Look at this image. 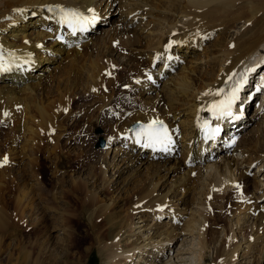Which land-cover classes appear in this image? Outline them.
<instances>
[{
  "label": "bare ground",
  "instance_id": "bare-ground-1",
  "mask_svg": "<svg viewBox=\"0 0 264 264\" xmlns=\"http://www.w3.org/2000/svg\"><path fill=\"white\" fill-rule=\"evenodd\" d=\"M119 1L125 10L123 22L132 24L135 29L128 35L122 33L114 37V32L106 31L104 24L111 22L108 14L116 0H0V122L11 125L4 133L1 147L4 151L0 150V162L5 156L8 161L0 166V254L6 253L8 259L18 251L25 260L29 251L25 247L27 244H4L5 237L12 241L34 238L35 246L32 247H36L41 255V251L50 247V237L46 235L51 229L61 228L69 241L76 214L97 229L92 235L97 244L106 248V259H115L121 264L138 258L139 246L132 244L118 248L115 245L120 233L130 225V216L155 209L177 219L180 210L175 206L174 198L184 193L182 205L190 204L194 195L190 198L189 195L194 194L204 169L214 171L206 183V201H203L206 206L210 207L216 199L226 206L233 199L232 186L246 191L251 187L253 192L259 188V182L250 184V180L242 178L244 174L246 176V168L236 169L237 178L229 157L221 164L211 163L212 152L204 153V150L206 145H212L215 154L227 153L236 137L238 140L232 150L247 156L244 161L247 167L257 159L264 163V88L254 98L258 100L262 96L252 115L257 123H252L245 132L239 130L246 122L245 115L241 121L239 118L237 108L242 102L237 93L231 106V110L235 109L232 115L224 119L216 115V105L228 97L233 87L239 84V91L243 87L244 96H249L253 90L250 88L252 78L260 71L258 68L253 72L257 67L255 63L261 59L256 57L264 53V0ZM56 6L89 17L92 13L87 10L94 9L98 23L87 26L85 31L77 28L73 34V28L60 22L61 13ZM34 15L38 17L28 32L30 26L27 24H31L28 19ZM22 22L24 25L20 26ZM239 22L245 27L237 36L231 35L228 39L230 29L236 28ZM94 33L100 35L93 37ZM142 34L143 39L140 38ZM211 37H216L213 44L195 57L203 41ZM114 41L118 42L116 48L112 46ZM169 44L171 47L165 51ZM101 48L106 49L104 53H100ZM126 49L134 58L144 59L139 62L129 57L128 65H119V69L118 62L109 54ZM50 65L54 66L52 72ZM148 76L161 85L154 100L148 98V102L146 98V101L138 102L135 95L125 98L135 86L139 97L152 92L153 85ZM129 79H136L138 83H128ZM255 80L254 88L264 87V72ZM254 99L245 105L246 110L252 107ZM261 104L263 108L259 110ZM105 109L109 115L101 122L105 124L101 135L107 137L106 148L113 154L112 161L105 163L106 160H102L107 157V151L103 150L102 159L93 164L100 151L78 145L73 153L71 148L72 144H79L84 121L87 129H96L101 110ZM155 120L163 122L171 137L168 151H162L161 145L143 147L142 130ZM134 123H139L141 128L129 131L128 127ZM215 125H220L227 138L225 142L223 136H216ZM138 138L141 139L139 144L136 143ZM154 158L157 160L153 161ZM45 160L52 168L50 182H44L41 178L44 176L38 173ZM207 161L209 163L204 166ZM137 164L140 169L127 180L122 179V185L118 181L121 188L112 187L106 174L108 168H116L119 179ZM144 167L145 174L141 171ZM82 169L84 172L78 173ZM164 186L167 191L162 194L159 189ZM41 194H46L47 198L37 196ZM122 201L127 205L125 214L120 206ZM59 202L67 205L63 206L66 211L59 212L56 205ZM247 202L240 201L232 208L234 224L246 223L256 213L251 221L254 231L249 233L246 242L247 251L253 245L251 239L253 242L260 239L259 258H264V208L253 207L250 215L246 208L250 202ZM165 204H168L167 209L163 210ZM74 206H79L80 210L71 209ZM210 215L214 217V225L221 222L217 216ZM195 221L191 218L181 230L190 234ZM211 225L204 229L199 248L202 251L207 248ZM177 229L178 225L173 224L170 230L159 231L158 235L164 236L159 245L172 241ZM230 237L233 239L231 230ZM40 239L42 241L37 243ZM238 247L239 244L227 249L221 241L213 264L234 261ZM150 254L154 253L149 251L147 256H152ZM0 264H4L2 259Z\"/></svg>",
  "mask_w": 264,
  "mask_h": 264
},
{
  "label": "rangeland",
  "instance_id": "rangeland-1",
  "mask_svg": "<svg viewBox=\"0 0 264 264\" xmlns=\"http://www.w3.org/2000/svg\"><path fill=\"white\" fill-rule=\"evenodd\" d=\"M122 4H123L122 1L116 0V3L113 4V7L109 10V14H108V21L110 20L111 22L109 24H104V28H106L105 29L106 31L109 30L111 33L114 32V37H115V35H118L117 37H119L122 33L123 34L126 33L128 35L129 32L133 33V31L135 29L132 26V24L127 25V23L123 22L122 17H123V12L125 10H124ZM102 7L104 8V6H102ZM37 17H38L37 15L29 17L28 22L30 20L31 24H27L28 26H30L28 28L29 29L28 32L31 31L32 23L37 19ZM130 18H133V17L130 16ZM96 23H98V21H96ZM19 25L20 26L24 25V23L23 22L19 23ZM244 27L245 26L242 25V22L237 23L236 28H233V29L231 28L229 33L227 34L228 39L231 38V35H233V37L237 36ZM119 31L120 32L122 31V32L120 34H118ZM93 35H92L93 37H97L100 34L94 33ZM144 35H145V33H144ZM124 36L125 35H123V37ZM142 37H143V34L140 36V38L143 39ZM215 38L216 37H214V38L211 37L210 38L211 40L206 38L205 41H203L202 48L200 47L197 50L198 56L196 55L195 57H199L203 53L204 49L209 47L208 45L211 46L213 44V42L215 41ZM107 39H108V37H107ZM48 41H51V39ZM117 44H118V42L114 41L112 43L113 48H116L118 46ZM105 50L106 49L101 48V50H99V51H101L100 53H104ZM109 56H111L110 57L111 59L116 60L118 62V63L117 62H115V63L118 64L117 66L119 69H121V67H120L121 65H123L124 67H126L128 65V58L129 57L134 58V56H132L131 51H129L128 49H126L125 51H122L121 53L116 52V53L109 54ZM258 57H260L261 59H260V62H256L257 64L255 63V65H257V67L255 68V70L253 72H255L258 68H260L259 69L260 71L258 70L259 72L256 73V76L254 78H252V86L250 88H253V90L252 91L249 90V92L251 91L252 93H254L256 95L257 94L260 95V93L262 92V91L255 92L256 90H254L255 89L254 87H255V81H256L255 79L258 76H260L261 72H264V53L261 56H257L256 58H258ZM134 59H136L137 61L140 62V61H143L144 58L137 56V58L135 57ZM188 60H190V58ZM179 64H183V63L180 62ZM259 64H261L260 67H259ZM143 65H144V63H143ZM152 65H153V63H152ZM54 66H56V64H54ZM54 66L50 65V72H52ZM154 68H155V66H154ZM143 70L144 69H142V71ZM155 70H157V69H155ZM163 80H161V81L163 82ZM127 81H128V83H132L134 85H136L138 83L136 79H133L132 81L129 79ZM159 81L160 80H158L157 82H159ZM151 82H150V85L151 86L153 85V89H154V90L152 89V92H149V93L143 95L142 97H139L138 90H137L138 88H136V86H135V88L132 89L131 92L128 93V96L125 97V95H124V97L125 98H131V97H134V95H135L137 97V98L136 97L135 98L139 100V101L137 100L138 102L146 101L145 100L146 98L147 99L149 98L150 100H152V99L154 100L155 93L156 92L158 93V89L161 88L160 87L161 85H159L160 83H158V84L155 83V78ZM155 84H156V86H154ZM117 88H119V86L116 87V90H117ZM119 99L120 98H118V101H119ZM149 99H148V102L150 101ZM256 99H254V102L257 101ZM258 99H259V101L257 102V105L260 102L261 96ZM246 100L248 101V99H246ZM251 103L252 102H250L249 104H251ZM78 107H79V105H78ZM261 108H263L262 104H261V107L259 110H261ZM106 115H109L108 110H106V109L101 110L100 119L97 120V122L99 123V127H97L96 129H87L89 127L85 126L86 121H84V127L85 128L81 132L82 136L80 138L79 144L78 143L72 144L71 149H72L73 153H74V151L76 152L78 145L79 146L83 145L84 147L90 148L91 150L96 151V152L100 151V152H98L97 157L92 161L93 164H96V162L98 160L102 159L100 157H102L101 152L103 150H104V152L107 151V153H105L107 157L105 159H102V160L104 162L106 160L105 163H110L112 161L113 154H111V151H108L107 150L108 148H106L107 147V144H106L107 137H104L101 135V134H104L102 129L105 125L104 123H101V122H103V120L106 118ZM244 115H245L244 121L246 122V124H245V126H243V127L241 126V128H239L240 133L242 131L245 132L246 129L252 123H254L253 125H255L257 123V120L252 118V115H254V109H252V108L248 109ZM68 122L70 124L72 123V121H68ZM68 122H67V124H69ZM5 125H4V123L0 122V150L1 151H4L3 149H1V147H3V145H4L3 144L4 143V133L8 132V130L11 127L10 124H5ZM97 133H99V134H97ZM229 135H232V134H229ZM242 135L243 134H241V136ZM241 136L239 137V139L241 138ZM99 137H102L104 140L103 148H96V146L98 145V140H99L98 138ZM226 139H223V141L225 142ZM237 140H238V138L234 137V139L232 140V142L229 146V148L231 150L227 153L221 152V153L215 154L211 150L213 148L212 145H208V146L206 145L204 153H211L212 152V155L210 156V159H209V161L211 163L221 164L222 161L225 159V157L226 158L229 157L230 158L229 161L232 162V164H234V166H232L233 167L232 170L234 171L233 173H234L235 177H237V178L239 177V175H237L239 173L237 172L236 169L245 170V168H246L245 171H246L247 177L244 174L242 176V178L245 177V179H244L245 181L247 179L250 180V184L259 182L260 185H259L258 190L253 192L254 189L250 187V190L246 191L242 187L232 186L231 189L233 191V196H232L233 199L231 198L232 200H230L226 206H223V204H221L219 200L217 201V199H216V201L211 203L210 207L206 206L205 204H203L204 203L203 201L204 200L206 201V199H204V197H205L204 192H205V188H206V183L209 181V179H210L209 176H211V174L214 171L204 169L202 171L203 173H200L201 178H200L199 182H197L198 186L195 189L194 194L192 192L189 195V198L194 195L193 196L194 198L192 197L193 200L190 199V204L187 203L184 206L182 205L181 199L184 198V193H180L176 198H174L175 206L176 205H177V207L179 206L178 210H180L179 212L177 211V213H178L177 219L173 220V219H171L170 216L168 217L167 212L166 213L165 212L159 213V211L155 210V209L154 210L153 209L142 210L140 212H136L138 214L130 216V219H131L129 221V222H131L130 225L123 232L120 233V239H118L117 243L115 242V245H117L116 247H118V248H122V247L126 248L132 244L139 246V248L137 247L138 250L136 249L137 251H139V252H137L139 259L135 258V259H130L128 261H122L121 264H136L137 260L139 261L137 264H213V260L216 257V250L219 249L221 241H223L225 243V247L227 249L232 248L234 246H237L239 244V247H238L239 249H237V252L235 253V258H234L235 260L230 262V263L228 261L229 264H264V258H259V249L262 245L261 240L259 239V241H257L259 243H257L256 241H255L256 242L255 243V242H253L254 240L251 239L250 243H251V245L253 244L254 246L252 245V247L250 248V251H247L248 243H246L247 239L249 238V235H250L249 233L250 232L252 233L254 231V226L251 223L253 222V217L255 218L254 214H256V213H253V214L251 213L252 214L251 215L250 212L254 208H259V209L264 208V196L261 198H258L260 195L264 194V163L262 162V159H259V160L257 159L255 161H253L250 164V166L247 167L246 163L244 162L247 156L241 154L240 151L234 152L232 150L233 146L235 145ZM108 154H109V156H108ZM178 158L181 159V156L179 154H178ZM119 159L120 158H118V161H119ZM152 160L156 161L157 159L154 158ZM208 163H209L208 161L206 163H204V166H206ZM137 165H138V167H137ZM137 165L134 168H131L126 173H124L123 175H121V177L119 179L117 178V173H115L116 168L114 170H110L108 168L106 174L113 183L112 187L117 188L118 184H119L118 181H120V184L122 185L121 182L123 180H125V179L127 180L130 177V175H132V173H134L136 170L140 169V165L139 164H137ZM41 167L42 168H38V173H42L44 178L41 176H39V178L41 177L42 179H44L43 180L44 182H50L49 181V180H51V177H50L51 174L50 173L52 172L51 164L48 163V160H45L42 162ZM145 170L146 169L144 167V169L141 171H144V174H145ZM79 171H78V173L84 172L83 169L79 170ZM140 174L143 175V172H141ZM121 185L118 188H121ZM246 185H247V183H246ZM56 189H58V188H56ZM159 190H160V193H162V194L167 191L165 186H164V188H161ZM251 192L254 194H252ZM37 196H40L44 199L47 198L46 194H41V195H37ZM185 196L188 198V193ZM109 197H110L109 195L105 197L106 201L108 200L107 198H109ZM239 198H242V199H240V201H242V202L244 201L245 202L244 204H246L247 201L250 202V204H248V206L246 208L249 211L248 214L251 215V219H249L248 222H246V223L241 222L238 226H236L234 224L235 215H233V209H234L235 204L240 202ZM175 199H177V200H175ZM125 203H126L125 201L120 202V206H121L122 212L124 211V214L127 213V211H125V208L127 207V205ZM56 205L60 209V210L58 209L59 212H61L63 209L65 210V208H63V206H67L66 204H64L62 202H59ZM167 205L168 204H165L162 206L163 210L167 209ZM53 206H54V203H53ZM60 206H62V207H60ZM69 208H70V206H68V209ZM71 209H73L75 211H79L80 207L74 206ZM259 209H257V210L259 211ZM141 212H143V213H141ZM210 214L214 215L215 217L217 216L218 220L220 219L221 222H218L217 225H214L213 219H212L214 217H212ZM140 216H141V218H139ZM193 217L196 219V221L194 222L195 227H194V230L192 231L193 233L191 232L189 234V232L182 231L181 228L183 227V225L185 223H187L188 221H190L191 218H193ZM74 218H75V220L72 222V229L70 230V233H71L70 236L71 237L73 236V237H72V239L70 237L69 241L66 238L65 234L63 233V230H61V228H59V227L58 228L56 227V229H51L50 234L48 233V235H46V236L50 237V240H49L50 243L48 244L50 247L48 248V246H47V248L49 250L47 248H45V251L47 254L44 253L45 251H41L43 253H41V255H40V253H39L40 251H38V249L36 247L33 248L35 246V244H34L35 239L34 238H33V240H32V238L26 239V240L25 239L13 240L14 241V243H13L12 240L5 237L3 240L4 244L7 242L9 244H11V246H13V244L14 245L20 244L22 246H25L27 244V246H29V247H27V246H25V247L28 249L29 254H28V257L26 255V259L24 260L25 256L23 254H19L18 251L17 252L14 251V255L11 257V259H12V261H11V259H8L6 257V253H1L0 259L3 260L4 264H8V262H10V261L11 262L9 264H72V263L73 264H118L117 263L118 261H116L115 259L114 260L106 259V256H105L106 252L104 251V249H106V248L104 247V245L101 246V244L99 245L94 241L92 232L96 231L97 229L93 228L92 225H89L88 220L85 218H82V216H77L76 214H74ZM211 223H212V225H211ZM173 224L178 225V229L176 231H174L176 236L174 237V239H172V241H169L167 243L164 242L163 244L159 245L158 242L161 239H163V237H164L163 235L162 236L158 235L159 231L162 232L165 229L170 230V228L172 227ZM208 224L211 225V227H210V239L208 240V242L206 241L207 242L206 243L207 248L203 249V251H202L201 249H199L200 243L204 238V236H203L204 229L207 227ZM242 225H243V227H242ZM240 227H242V229ZM230 230L233 232V239L230 237ZM157 231H158V233H156ZM42 239H44V238H42ZM42 239L38 240L37 243H39V241H42ZM229 239H230V241H229ZM10 241L12 243H10ZM182 244H184V245H182ZM161 246H164V248H162ZM36 251H38V253ZM149 251H152L154 253V254H150V255H152L150 257L147 256V253H149ZM50 253L53 255H51ZM262 254L260 255V257L263 256ZM202 255H203V258H201ZM157 257H159V260H157ZM258 258H259V261H257ZM47 261H49V262H47ZM228 263H224V264H228Z\"/></svg>",
  "mask_w": 264,
  "mask_h": 264
},
{
  "label": "snow or ice",
  "instance_id": "snow-or-ice-1",
  "mask_svg": "<svg viewBox=\"0 0 264 264\" xmlns=\"http://www.w3.org/2000/svg\"><path fill=\"white\" fill-rule=\"evenodd\" d=\"M59 8L61 13L60 22L67 23L70 28H73V34L75 30L78 28L80 31L87 30V26L94 24L98 19L97 15L94 12V9H88L89 13L92 15L89 17L84 13L75 10H66L60 6H56ZM50 10H53L50 8ZM60 39V37H57ZM171 47V44L167 45L165 51ZM171 58V57H169ZM151 79V77H149ZM240 85L238 84L235 89L225 98V100L221 101L218 105H216V110L219 113V116L231 115V106L234 100L236 99V93L239 91ZM223 91V90H221ZM7 115V113H5ZM219 129H215L214 132H218ZM141 136L143 138V147L145 148H155L156 145H161L162 151H168V145L171 143V137L167 135V130L164 128L163 122L160 120L151 121L148 125L144 126ZM136 143H141V139L138 138ZM7 157L5 156L3 161L0 162V166L6 164Z\"/></svg>",
  "mask_w": 264,
  "mask_h": 264
},
{
  "label": "water",
  "instance_id": "water-1",
  "mask_svg": "<svg viewBox=\"0 0 264 264\" xmlns=\"http://www.w3.org/2000/svg\"><path fill=\"white\" fill-rule=\"evenodd\" d=\"M138 127V124H134V125H132V126H130V130H134V129H136ZM99 146H103V141L102 140H100V143H99Z\"/></svg>",
  "mask_w": 264,
  "mask_h": 264
}]
</instances>
